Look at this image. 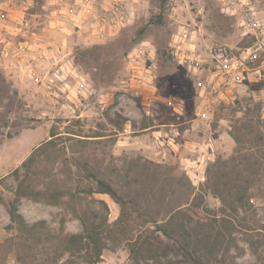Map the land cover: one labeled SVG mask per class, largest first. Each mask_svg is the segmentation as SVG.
I'll use <instances>...</instances> for the list:
<instances>
[{
    "label": "rangeland",
    "instance_id": "rangeland-1",
    "mask_svg": "<svg viewBox=\"0 0 264 264\" xmlns=\"http://www.w3.org/2000/svg\"><path fill=\"white\" fill-rule=\"evenodd\" d=\"M120 4L124 21L115 0H0V264H92L70 240L79 216L103 226L96 264H129L134 248L140 264H188L158 232L171 216L194 238L214 227L223 264H264V47L222 95L212 65L216 49L254 47L255 29L264 39V0ZM143 42L154 55L131 56ZM52 129L36 184L59 203L22 198L13 222V172ZM92 174L121 205L89 193Z\"/></svg>",
    "mask_w": 264,
    "mask_h": 264
},
{
    "label": "trees",
    "instance_id": "trees-1",
    "mask_svg": "<svg viewBox=\"0 0 264 264\" xmlns=\"http://www.w3.org/2000/svg\"><path fill=\"white\" fill-rule=\"evenodd\" d=\"M167 0H162L163 5ZM160 55V54H159ZM110 123H113L114 120L109 116ZM56 133L53 129L50 131V138L41 143L38 147H36L29 157L22 164V168L24 169L23 174L21 173V169H16L13 172V175L18 180V185L16 188V198L13 204L10 206L9 214L13 222L23 223V217L19 214L17 204L22 198H30L35 201H40L42 199H48L50 204H58L59 196L52 193L50 190L45 188H39V185L36 184V181L39 179L40 172L38 165L43 161L49 159L51 150L56 147V142L61 136ZM80 135L75 133H69L67 137L69 140L79 139ZM94 138L106 137L105 135L93 136ZM235 139L238 141V138L235 136ZM89 141V140H83ZM92 141H100V140H92ZM94 183L96 184L95 188L90 189V194H107L109 195L116 203L119 205L122 204V197L119 194V191L113 186L112 183L106 181L104 179L99 178L95 174L91 175ZM249 184V180H247ZM237 210V208H234ZM83 226L85 233L82 235H74L70 238L72 242L78 240L81 245H84L86 250H88V263L96 264L101 261L102 251L104 245L101 243V235L103 234V226L99 224L96 220L89 221L82 216H79ZM175 216H171V218L166 222L169 224L168 227L162 226L161 229H158V232L162 235V237L169 239L174 242L173 247H167V249L172 248L177 254L183 256L185 261L188 264H213L211 263V258L217 257L214 252L217 251L220 243L217 240H213L212 231L214 227H211V230L208 231H197L194 230L196 234V238H194L193 233L185 232V226L177 227L173 224ZM221 228V227H220ZM227 227L224 226L221 230H225ZM203 229V228H201ZM205 230V229H204ZM221 232H219L220 234ZM187 236V237H186ZM231 237V234H230ZM219 238V237H218ZM182 240L184 243H182ZM213 240V241H212ZM86 242V243H85ZM161 242V239H160ZM144 245V243H143ZM231 245V244H230ZM90 246H92L91 253L89 251ZM82 247V246H81ZM138 250L136 248L133 249V254L130 257V260H134L135 264H140V262L136 259L138 255ZM166 249H164L163 254ZM130 261V262H131ZM219 263L223 264V261L217 260ZM129 262V264H130Z\"/></svg>",
    "mask_w": 264,
    "mask_h": 264
},
{
    "label": "built area",
    "instance_id": "built-area-1",
    "mask_svg": "<svg viewBox=\"0 0 264 264\" xmlns=\"http://www.w3.org/2000/svg\"><path fill=\"white\" fill-rule=\"evenodd\" d=\"M90 2V0H88ZM122 5L120 4V0H115V7L111 10L112 13L116 18L120 21L125 20V16L122 10ZM114 17V18H115ZM115 21V19H113ZM249 23L248 25H251ZM258 29H260V24H257ZM263 30H260V33L256 31L254 35L256 36L257 42L252 48H246L243 51V55L241 57H236L231 55V53L225 48L216 49L212 56V65L214 68V77L216 81L213 84L214 91L217 92L219 95L224 94L225 91L229 90L235 83L240 82L241 76L244 74L243 72L247 69V63L251 60L254 56L253 49L256 51L263 49L264 47V39ZM262 38V40H261ZM136 56L138 58H145L146 56H153L154 51L150 46V43L143 42L139 46L135 47L131 56ZM150 73V79H153V71L151 68L148 69ZM212 103L208 102L207 107H212ZM205 109L202 113V118H207V113L210 112L209 108Z\"/></svg>",
    "mask_w": 264,
    "mask_h": 264
}]
</instances>
